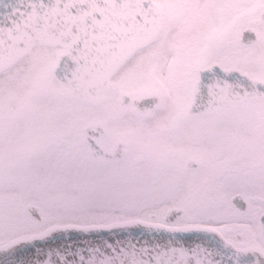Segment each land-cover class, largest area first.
Here are the masks:
<instances>
[{
	"label": "snow or ice",
	"instance_id": "obj_1",
	"mask_svg": "<svg viewBox=\"0 0 264 264\" xmlns=\"http://www.w3.org/2000/svg\"><path fill=\"white\" fill-rule=\"evenodd\" d=\"M0 264H264V0H0Z\"/></svg>",
	"mask_w": 264,
	"mask_h": 264
}]
</instances>
